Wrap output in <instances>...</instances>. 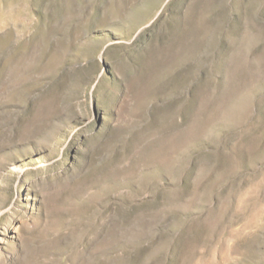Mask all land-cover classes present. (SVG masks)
<instances>
[{"label":"rangeland","instance_id":"obj_1","mask_svg":"<svg viewBox=\"0 0 264 264\" xmlns=\"http://www.w3.org/2000/svg\"><path fill=\"white\" fill-rule=\"evenodd\" d=\"M0 264H264V0H0Z\"/></svg>","mask_w":264,"mask_h":264}]
</instances>
